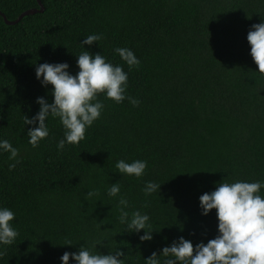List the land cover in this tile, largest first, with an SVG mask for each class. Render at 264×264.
Here are the masks:
<instances>
[{"label": "trees", "instance_id": "obj_1", "mask_svg": "<svg viewBox=\"0 0 264 264\" xmlns=\"http://www.w3.org/2000/svg\"><path fill=\"white\" fill-rule=\"evenodd\" d=\"M40 1L42 12L15 24L0 15V139L21 159L9 170V154H0V206L16 213L19 230L13 245L0 246V264H61L64 252L99 239L108 247L98 251L121 249L126 264H145L180 236L194 246L214 239L216 211L201 215L199 197L223 180H264V75L247 41L264 0ZM29 9L39 10L38 0H0L10 21ZM90 34L104 38L84 49ZM117 47L130 48L140 66L129 71ZM84 50L122 65L140 105L101 94L105 110L86 139L58 151L64 130L50 117V136L33 148L24 115L38 113V97L54 99L36 67L66 62L75 75ZM121 159L146 160L144 176L118 173ZM147 181L159 192L146 197ZM117 182L127 210L151 217L153 240L142 243L143 230L128 233L119 222L118 198L107 195ZM90 190L99 194L87 198Z\"/></svg>", "mask_w": 264, "mask_h": 264}, {"label": "clouds", "instance_id": "obj_2", "mask_svg": "<svg viewBox=\"0 0 264 264\" xmlns=\"http://www.w3.org/2000/svg\"><path fill=\"white\" fill-rule=\"evenodd\" d=\"M103 38V34H90L80 43L85 49V45L97 44ZM247 41L250 55L258 66L257 73L264 75V19L251 26ZM114 51L129 71L140 66V59L130 48L117 47ZM76 57L79 71L75 75L71 74L70 65L66 62L43 63L35 69L36 79L41 82V86H52L51 95L54 99L48 103L44 97H38V113L32 118L24 115V126L33 125L27 132L28 143L33 148L50 136V117L58 120L64 130V137L57 144L58 151H63L66 145H78L86 139L88 129L101 118L105 110V103L99 99L101 94L115 103L127 100L134 107L141 103L128 94L129 73L122 65L113 64L103 54H93L89 50L82 51ZM3 153L9 154V170H14L21 163L20 149L8 139H0V154ZM147 166L146 160L139 159L131 162L121 159L116 163L118 173L135 178L143 177ZM160 186L154 181H147L142 191L148 197L159 192ZM262 190L264 180L219 182L214 191L199 197L201 215L207 216L215 209L218 235L207 243L200 242L195 246L192 241L180 236L159 253L153 252L150 257L144 258L145 264H264ZM98 194V191L90 190L86 197ZM107 195L118 198V220L126 225L128 233L139 234L143 230L140 241L153 240V232L159 231L153 228L151 217L141 210L131 213L127 210L129 201L121 195L119 182L107 188ZM15 218L16 213L11 208L0 206V246H11L18 238L19 230L13 223ZM105 240H96L89 246L84 244L78 252H64L60 257L61 264H70V261L75 264H126L125 253L121 249L114 252L110 250L108 254L97 250V245L108 247V244H104Z\"/></svg>", "mask_w": 264, "mask_h": 264}, {"label": "water", "instance_id": "obj_3", "mask_svg": "<svg viewBox=\"0 0 264 264\" xmlns=\"http://www.w3.org/2000/svg\"><path fill=\"white\" fill-rule=\"evenodd\" d=\"M38 2H39V5H40V9L39 10H37V9H29V10L23 12L21 15H19V17L17 19H15L13 21L8 20L6 18V16L3 13H1V12H0V15L3 17V19H4V21H5L6 24H8V25L15 24V23L19 22L26 15L34 14L36 12H42L44 10V7L41 4V1L40 0H38Z\"/></svg>", "mask_w": 264, "mask_h": 264}]
</instances>
